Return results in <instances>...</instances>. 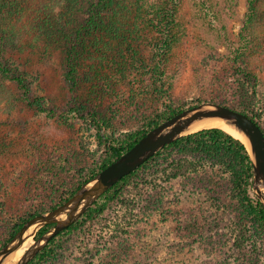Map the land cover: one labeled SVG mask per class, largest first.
Segmentation results:
<instances>
[{
	"label": "rangeland",
	"instance_id": "obj_1",
	"mask_svg": "<svg viewBox=\"0 0 264 264\" xmlns=\"http://www.w3.org/2000/svg\"><path fill=\"white\" fill-rule=\"evenodd\" d=\"M225 1L182 0L183 35L172 48L165 70H141L137 79L135 74L121 77L122 73L108 69L107 75L117 82L113 90L94 97L89 92L95 83H86L80 93H89L90 102L84 105V99L75 97L62 82L57 62L41 67L34 55H7L11 64L28 71L32 97H40L41 104L19 102L11 110L1 104L0 242L11 224L44 203L43 195H52L47 180L59 172L78 173L104 156L93 121L83 119L74 106L106 112L113 117L109 131L121 134L139 127L143 116L162 111L170 99L188 107L214 102L211 97L226 96L242 78L252 98L257 92L255 110L264 126L261 31L252 34L244 27L247 0H238L232 8ZM242 34L252 40L258 37L245 47ZM258 45L263 48L260 57L252 49ZM142 51L148 59L154 56L150 44L143 45ZM29 58L36 66L27 65ZM237 58L251 59L259 79L256 87L241 73L234 75ZM178 165L176 157L169 155L151 164L139 175V185L125 189L92 222L65 234L67 241L43 264H264V233L243 227L225 167L205 168L201 173L200 178H216L213 191L195 185L194 172L181 174L183 165ZM30 174L43 181L37 186L35 179V189L27 192ZM252 194L256 196L254 190Z\"/></svg>",
	"mask_w": 264,
	"mask_h": 264
},
{
	"label": "trees",
	"instance_id": "obj_2",
	"mask_svg": "<svg viewBox=\"0 0 264 264\" xmlns=\"http://www.w3.org/2000/svg\"><path fill=\"white\" fill-rule=\"evenodd\" d=\"M182 0H0V109L1 104L12 105L24 103L26 106H40V97H32V83L28 71L15 66L7 59L8 54L34 55L38 66H53L56 62L61 73L62 82L75 97L89 101V93L99 97V92L113 90L116 80L107 75L108 69H115L126 75H136L137 79L145 71L165 70L172 48L177 46L183 33L179 19ZM238 0H226L227 7L232 8ZM248 14L244 27L253 33H260L264 41V0H247ZM251 28H254L251 29ZM243 36V34H242ZM258 34L242 37L245 47L255 43ZM152 45L154 56L151 59L143 53V45ZM241 49V48H240ZM258 57L263 53L262 45L252 47ZM237 58L239 68L234 75L259 83L254 74L253 63ZM31 58L26 60L30 64ZM246 62L244 66L241 63ZM239 70V71H238ZM102 73V76H100ZM160 75L162 72H159ZM231 73V72H230ZM136 77L131 78L132 83ZM95 84L88 94L80 93L86 83ZM237 81V80H236ZM244 79L231 87L226 96L211 97L210 100L227 105L251 116L264 130L260 114L255 110L257 104L250 96ZM102 86V87H100ZM100 87V90L96 88ZM106 88L107 90H105ZM96 95V96H95ZM95 100V98H94ZM166 102L160 112H151L142 117L139 127L118 134L109 129L113 117L99 109L74 106L83 119L93 121L96 136L105 148L102 158L92 166L81 169L78 173L62 172L47 180V187L52 189L50 197H44V203L33 211L21 216L8 228L6 236L0 242L4 246L22 227L37 214L51 210L67 201L81 185L95 176L102 169L120 157L135 145L149 130L175 114L186 109L184 103L176 99ZM191 106V105H190ZM52 111V110H51ZM166 155L176 157V163L183 165L180 173L194 172L195 185L208 187L214 191L216 178L202 176L205 168L215 169L224 166L231 177V193L236 204V213L241 216L246 230L254 229L264 233V205L252 194L253 162L247 146L238 138L221 128H209L183 136L166 145L150 157L135 171L123 177L108 189L88 211L75 223L57 234L28 264H43L53 258L56 251L67 241L65 234L92 222L104 212L128 187L139 185V175L151 164L158 163ZM178 165V166H179ZM55 174V173H51ZM29 176V175H28ZM38 175L30 174L27 192L42 183ZM200 178V182L199 181ZM26 192V193H27ZM20 210V209H19ZM53 224L41 228L37 237L46 232ZM188 234H192L189 231Z\"/></svg>",
	"mask_w": 264,
	"mask_h": 264
},
{
	"label": "water",
	"instance_id": "obj_3",
	"mask_svg": "<svg viewBox=\"0 0 264 264\" xmlns=\"http://www.w3.org/2000/svg\"><path fill=\"white\" fill-rule=\"evenodd\" d=\"M206 119H222L242 132L248 140L246 144L253 162V190L264 205V130L248 114L217 102H201L190 106L149 130L135 145L98 172L64 203L35 215L27 220L15 235L0 248V264H28L43 250L57 234L77 222L93 204L123 177L135 171L150 157L166 145L183 136L216 126L196 127ZM53 224L46 232L36 237L39 230ZM31 244L18 259L13 254L26 241Z\"/></svg>",
	"mask_w": 264,
	"mask_h": 264
},
{
	"label": "bare ground",
	"instance_id": "obj_4",
	"mask_svg": "<svg viewBox=\"0 0 264 264\" xmlns=\"http://www.w3.org/2000/svg\"><path fill=\"white\" fill-rule=\"evenodd\" d=\"M210 126L220 127L221 129L227 131L228 133L232 134L236 138L242 139L246 144L249 145L247 138L245 137V135L242 132H240L235 127L227 124L222 119H206V120H202V121H200V122H198L196 124V127H199V128H201V127H210ZM31 242H32L31 240L26 241L25 244L23 245V247L20 248L18 251H16L13 254L11 259H13V260L18 259L23 254V252L27 249L28 243L31 244Z\"/></svg>",
	"mask_w": 264,
	"mask_h": 264
}]
</instances>
